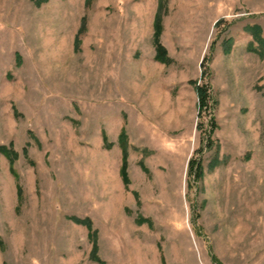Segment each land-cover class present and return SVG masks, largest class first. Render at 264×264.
<instances>
[{"label": "rangeland", "instance_id": "obj_1", "mask_svg": "<svg viewBox=\"0 0 264 264\" xmlns=\"http://www.w3.org/2000/svg\"><path fill=\"white\" fill-rule=\"evenodd\" d=\"M0 264H264V0H0Z\"/></svg>", "mask_w": 264, "mask_h": 264}, {"label": "trees", "instance_id": "obj_2", "mask_svg": "<svg viewBox=\"0 0 264 264\" xmlns=\"http://www.w3.org/2000/svg\"><path fill=\"white\" fill-rule=\"evenodd\" d=\"M33 2L36 3V5L41 6L44 3H47L48 0H31ZM94 0H86V4L87 5H91L93 4ZM161 3L163 4V0H161ZM155 26H156V30L154 33V40H155V49H156V54H157V58L162 60V61H169V56H168V50L166 49V47L164 46L162 40H161V36L164 30V27L162 26V17L160 15H157L156 20H155ZM263 41V39H262ZM76 42H79L78 40H76ZM207 71H204V74H206ZM197 92H198V96H199V110L200 114L201 112H203L205 109H209V107H211L212 102H213V95L211 93V86H210V82L207 81L205 84H199L197 87ZM204 123V122H203ZM209 129H207L208 135H207V145L209 147H212V143H213V138H212V134L215 131L217 124L215 122V118L211 115L209 122ZM202 124V123H201ZM201 128L204 127V125H200ZM106 139V138H105ZM121 141L123 142V163L121 165V175H122V179L123 182L128 185L130 182V178H129V173H128V169H127V164H128V155H127V151H126V146H127V136L126 134H122L121 136ZM2 152L8 153L9 158L11 159V171L14 173V163H15V159L17 157V153L14 150L9 151L6 147L2 146L1 147ZM191 175L193 177V179L197 182V180H199L201 178V176L203 175V159L202 157H198V159L193 160L191 162ZM75 221L88 226L91 229V237H94L96 234L95 232H92V220L90 219V217H86V219H82L79 217H74ZM143 220V218H141V221ZM145 220V219H144ZM93 233V234H92ZM93 239H96L95 237ZM97 244L96 242L94 243L93 246V255L94 258L97 262H101V258L99 257V255H97Z\"/></svg>", "mask_w": 264, "mask_h": 264}]
</instances>
